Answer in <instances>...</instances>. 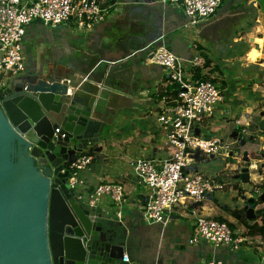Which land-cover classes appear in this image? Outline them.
I'll return each instance as SVG.
<instances>
[{
	"label": "crops",
	"instance_id": "0c3cea01",
	"mask_svg": "<svg viewBox=\"0 0 264 264\" xmlns=\"http://www.w3.org/2000/svg\"><path fill=\"white\" fill-rule=\"evenodd\" d=\"M98 1L109 13L93 29L79 32L73 23L58 29L36 20L27 26L24 41L27 72L44 69L54 80H67V94L71 93L79 104L94 108L97 117L111 122L99 135V144L82 151L94 155L85 172L87 188L99 183H122L128 201L121 221L144 248L156 233L163 243L181 244L185 255L180 264L207 263L213 256L225 264H251L247 252L252 246L262 253L254 264H264V239L246 235L232 211L217 208L212 198L202 203V212L232 222L235 232L249 239L244 243L249 246L246 253L244 249L231 251L228 246L215 247L206 241L190 244L191 212L177 209L167 224L146 223L139 208L146 189L135 178L131 166L137 156L168 155L157 115L173 86L165 67L146 63L148 51L156 41L170 47L174 39L180 38L176 51L188 57L191 38L205 44L207 68L197 74L217 78L225 89L224 109L240 111L252 121L254 110L264 98V0H223L216 14L192 26L190 35L180 5L161 0ZM21 76H0V84L12 83ZM111 85L114 88L107 89ZM251 95L255 96L252 106L246 101V96ZM262 140L264 136V145ZM99 206L117 219L116 206L108 198ZM186 246L198 249L188 252ZM141 259L142 264L153 260L152 250L143 251Z\"/></svg>",
	"mask_w": 264,
	"mask_h": 264
},
{
	"label": "built area",
	"instance_id": "2783aa9c",
	"mask_svg": "<svg viewBox=\"0 0 264 264\" xmlns=\"http://www.w3.org/2000/svg\"><path fill=\"white\" fill-rule=\"evenodd\" d=\"M161 1L183 8L188 31L216 14L223 3V0ZM108 13L98 0H0V76L26 73L24 41L26 28L32 22L39 20L54 27L73 23L77 31L84 32L105 21ZM156 42L148 51L146 63L165 67L168 81L173 86L172 93L164 97L166 105L157 115L168 155L163 158L141 155L131 161L135 178L146 189L140 211L148 224H167L177 209L191 212L190 244L206 241L215 247L225 245L231 251H239L249 239L238 235L227 220L205 215L202 203L220 192L234 201V186L228 182L232 174L228 171L238 170L234 168L235 164L243 170L245 153L239 145L243 138H253L248 132L250 120L240 111L224 109L227 107L224 105L225 89L217 78L197 74L207 68L205 44L192 39L191 56L185 58L173 53L165 43ZM230 113L232 116L226 123H220L221 116ZM232 120L238 128L236 137L227 133L228 123ZM220 124L223 125L217 127ZM217 158L225 165L220 172L209 175L199 168L205 160ZM93 159L91 152L75 154L68 161L67 182L91 209L108 198L116 206L117 219L121 220L128 201L122 183H99L92 189L87 188L85 172L90 169ZM214 200L219 204L217 198ZM233 206L222 207L232 211ZM124 260L129 261L128 255ZM207 264L225 262L213 256Z\"/></svg>",
	"mask_w": 264,
	"mask_h": 264
},
{
	"label": "water",
	"instance_id": "95a60500",
	"mask_svg": "<svg viewBox=\"0 0 264 264\" xmlns=\"http://www.w3.org/2000/svg\"><path fill=\"white\" fill-rule=\"evenodd\" d=\"M178 41L172 52L190 58L176 51ZM22 76L0 86V264H142L147 249L153 260L143 264H180L181 244L163 243L156 233L144 248L123 221L100 206L89 208L67 182L70 157L98 145L111 122L67 94V80H54L44 69ZM247 170L243 183L250 182ZM246 215L253 218L254 209Z\"/></svg>",
	"mask_w": 264,
	"mask_h": 264
},
{
	"label": "rangeland",
	"instance_id": "374dc122",
	"mask_svg": "<svg viewBox=\"0 0 264 264\" xmlns=\"http://www.w3.org/2000/svg\"><path fill=\"white\" fill-rule=\"evenodd\" d=\"M192 31V28L189 29L188 31V34H192L191 33ZM195 40H198L196 38H194ZM192 40V38H191ZM229 71V70H228ZM257 71V70H256ZM8 85V84H7ZM264 85V84H263ZM262 85V86H263ZM259 90V89H258ZM260 91V90H259ZM255 98V96H246V101L249 105H253V99ZM264 98H262L260 104L257 106L256 110H254L253 115H257V114H260V113H257L258 110H264ZM260 110V111H261ZM229 116H221V122L220 123H223L225 124L226 123V120L227 118L231 117L232 114H228ZM233 123V120L231 121ZM221 124V126L223 125ZM249 130H251V127H249ZM223 132V130L220 131V134ZM227 137V136H226ZM250 163L248 164H242V166H247V167H250V166H253L251 167L250 169V176H251V182L249 183H243L242 187L238 184V178L236 179V174L238 173V170L241 168L240 165H236L234 166L235 169H238V170H235V171H228V173H231L232 175L228 178V182H231L233 184V198H234V201H232L231 198L228 197V195H226L225 193H219L217 194L216 196H212V199H218V202L219 204L216 203L217 205V208H221V206H226V205H242L245 201H247L248 199H255V198H258L259 195L264 192V188H263V183H264V156H261L258 160H256L257 163H254V160H251L249 161ZM255 166V167H254ZM199 168H201V170H204L205 173L209 174V175H214L215 173H218L220 172L221 170H223L225 168V165L224 163L220 160V159H210L209 161L208 160H205L203 163L199 164ZM248 169V168H247ZM234 175V176H233ZM258 190V191H256ZM215 202V200H214ZM212 203V202H211ZM233 209H234V206H233ZM232 209V212L234 210H237V209ZM245 209V208H243ZM243 209H241V211H239V214L240 215H246V211H244ZM219 210V209H218ZM221 211V210H220ZM219 211V212H220ZM264 220V218H263ZM240 223L239 226H241V221L238 220ZM259 222V220H256ZM264 223V222H263ZM262 223V224H263ZM243 225V224H242ZM264 226V224H263ZM242 230L245 231V234L250 236L247 232V229L244 228V226L242 227ZM251 237V236H250ZM257 240V238H255ZM262 239H264V237H262ZM248 245L244 244L241 248V250L244 249L243 252L246 253L245 250H247V247ZM255 247L256 246H252L249 251L247 252V256L250 258V261H251V264H254L256 263L257 261L260 260L261 256H262V253H258L256 250H255Z\"/></svg>",
	"mask_w": 264,
	"mask_h": 264
},
{
	"label": "trees",
	"instance_id": "16d2710c",
	"mask_svg": "<svg viewBox=\"0 0 264 264\" xmlns=\"http://www.w3.org/2000/svg\"><path fill=\"white\" fill-rule=\"evenodd\" d=\"M262 123V116L257 114L253 115L252 121H250V125L248 126V132L249 134H252L253 139L250 138H245L242 143L240 144L239 147L241 150L246 152L248 155V158L250 160H258L262 156V152L260 151V146L262 144L261 142V137L264 136V128L261 127ZM249 127H251V130H249ZM238 128L234 126V123L229 121L228 126H227V133L232 135L233 132L237 131ZM262 201V199H260ZM249 202V201H248ZM259 215H255L253 218H248L247 215H240L238 210H234L232 212V215L241 221L243 224L244 228L247 229L248 234L251 237H264V226H263V218H264V206L263 208H260L259 210ZM214 217V216H212ZM221 220H226L222 217H215ZM256 220H259L256 221ZM229 222V221H228ZM230 226L234 228V224L232 222H229Z\"/></svg>",
	"mask_w": 264,
	"mask_h": 264
},
{
	"label": "flooded vegetation",
	"instance_id": "af4514ba",
	"mask_svg": "<svg viewBox=\"0 0 264 264\" xmlns=\"http://www.w3.org/2000/svg\"><path fill=\"white\" fill-rule=\"evenodd\" d=\"M262 120H264V117H262ZM245 138H243V140H242V142L240 143L241 145H242V143H243V141H245L244 140ZM251 139H253V138H251ZM245 143V142H244ZM243 143V144H244ZM260 151L262 152V156H264V145L263 144H261V146H260ZM245 155V154H244ZM248 156V155H247ZM73 158V156H71L70 157V159H69V161L71 160ZM248 161H251L249 158H248ZM255 163H257L256 161H254ZM253 167V166H252ZM255 167V166H254ZM65 169L66 170H68V172H69V169H68V162L66 163V165H65ZM243 170H239V172L236 174V179L238 178V184L242 187V185H243V183L241 182L242 181V176H243V172H242ZM250 170L248 169L247 170V173L249 174V180H250V182H251V176H250ZM264 181V180H263ZM263 185V188H264V183L262 184ZM262 194H264V192H262L260 195H259V197L258 198H255L254 199V202H252V203H250V202H248L249 201V199L247 200V201H245L241 206L240 205H234L235 206V209H237V210H239V211H241V209H243V208H245V209H243L244 211H246V214H247V210L249 209V208H253L254 209V214L255 215H259L260 213H259V210H260V208H263V206H264V200H262V201H260V199H261V196H262Z\"/></svg>",
	"mask_w": 264,
	"mask_h": 264
},
{
	"label": "bare ground",
	"instance_id": "6f19581e",
	"mask_svg": "<svg viewBox=\"0 0 264 264\" xmlns=\"http://www.w3.org/2000/svg\"><path fill=\"white\" fill-rule=\"evenodd\" d=\"M248 163H250L249 161H243L242 162V164H248ZM243 168H248L246 165L245 166H243Z\"/></svg>",
	"mask_w": 264,
	"mask_h": 264
}]
</instances>
